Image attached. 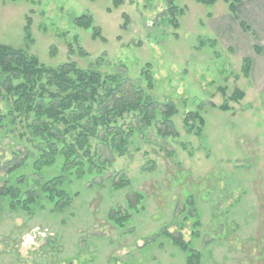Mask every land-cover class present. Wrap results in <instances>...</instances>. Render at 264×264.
Segmentation results:
<instances>
[{"label":"rangeland","instance_id":"374dc122","mask_svg":"<svg viewBox=\"0 0 264 264\" xmlns=\"http://www.w3.org/2000/svg\"><path fill=\"white\" fill-rule=\"evenodd\" d=\"M167 1L0 0V43L49 67L74 61L117 76L129 93L143 90L157 105L178 108L177 136H161V124L146 126L136 111L119 119L131 134L122 155L114 133L100 127L90 137L92 161L84 150L73 156L80 166L66 174L74 198L63 211L43 196L31 214L0 198V264H187L166 231H182L202 252L200 264H264V0L245 2L242 20L225 0H175L176 21ZM83 14L92 15L93 28L75 25ZM246 57L253 61L248 78ZM236 88L246 93L239 102L229 98ZM0 108L11 113L12 101ZM190 111L205 120L200 135L185 126ZM12 114L0 127V188L21 175L45 181L61 174V154L34 172L46 142L33 132L34 114ZM76 136L63 134L59 148ZM135 193L143 198L133 208ZM193 208L197 217L187 218ZM116 211L130 214L123 227L112 219Z\"/></svg>","mask_w":264,"mask_h":264},{"label":"trees","instance_id":"16d2710c","mask_svg":"<svg viewBox=\"0 0 264 264\" xmlns=\"http://www.w3.org/2000/svg\"><path fill=\"white\" fill-rule=\"evenodd\" d=\"M112 1L115 6L123 3V0ZM198 1L213 5L218 0ZM225 1L229 3L231 12L237 18L238 4L244 0ZM167 2L168 12L173 16V21H176L178 12L175 0ZM92 24L93 17L90 14H83L75 19V25L83 28H90ZM175 24L177 25V22ZM241 25L246 29L245 22H241ZM26 30L29 37V26ZM98 36L100 32L95 31L94 37ZM257 49L261 51L258 47ZM252 66V59L246 57L243 64L245 77L251 76ZM144 75L148 88L152 90L154 82L150 69L147 68ZM245 96L243 89L236 88L229 98L239 102ZM3 99L12 101V112L34 114L33 132L46 142L45 151L35 165V173L43 172V167L53 164L59 154L67 159L65 166L61 169L62 173L45 181H38L33 177H28L29 175L14 177L16 182L13 183L6 181V185L0 188V198L7 197L11 200L9 203L11 211L21 210L31 214L33 207L40 202L42 196L54 203L57 210L63 211L69 206L74 196L69 191V180L66 174H72V168L79 165L73 158L82 156L79 153L84 150V155L92 161L89 148L90 137L97 135L100 127H103L106 133H114L112 142L122 155V147L126 145L127 138L131 134H126L118 128L117 123L128 113L139 112L141 121L146 126H150L153 121L159 122L161 126L158 127V132L163 137L178 135L173 121L174 116L178 114V108L174 102L167 101L159 106L150 96H144L143 90L134 89V93H129L125 89L124 82L120 81L117 76L103 78L100 71L81 68L74 61L65 62L57 67H49L40 63L36 55L30 54L24 48L0 43V102ZM228 108L227 104L220 106L222 110H228ZM12 112L8 114L0 108V127L7 118H11ZM184 123L189 132L196 129L197 134L200 135L205 120L198 111H190L185 114ZM59 126H63L64 130H61ZM73 132H77L76 141L65 144L60 149L58 142L62 141L63 134ZM20 166L21 164L10 168L9 172L16 171ZM78 173L82 174L80 169ZM123 186H125L123 181L114 184L117 188ZM133 198L136 203L133 204L132 200L129 203L135 208L143 195L135 193ZM192 203L193 201L191 205ZM193 210L196 208L191 209L187 218L197 217L198 213H193ZM112 219L118 226L123 227L130 219V214L116 211ZM200 222L195 220L194 226L200 225ZM184 225L185 223L181 228ZM164 233L186 252L187 264L201 263L202 252L185 240L182 231Z\"/></svg>","mask_w":264,"mask_h":264},{"label":"crops","instance_id":"0c3cea01","mask_svg":"<svg viewBox=\"0 0 264 264\" xmlns=\"http://www.w3.org/2000/svg\"><path fill=\"white\" fill-rule=\"evenodd\" d=\"M247 1H252L253 2V0H244L243 2H240L239 4H238V9H237V13H238V17L242 20V5L245 3V2H247ZM256 1V0H255Z\"/></svg>","mask_w":264,"mask_h":264}]
</instances>
